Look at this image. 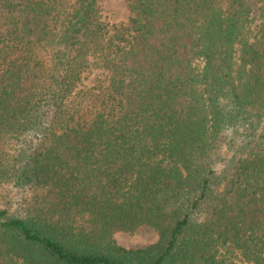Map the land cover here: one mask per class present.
Here are the masks:
<instances>
[{"label":"trees","instance_id":"16d2710c","mask_svg":"<svg viewBox=\"0 0 264 264\" xmlns=\"http://www.w3.org/2000/svg\"><path fill=\"white\" fill-rule=\"evenodd\" d=\"M129 7L0 0V264H264V0Z\"/></svg>","mask_w":264,"mask_h":264},{"label":"rangeland","instance_id":"374dc122","mask_svg":"<svg viewBox=\"0 0 264 264\" xmlns=\"http://www.w3.org/2000/svg\"><path fill=\"white\" fill-rule=\"evenodd\" d=\"M99 2L102 14L109 23H121L127 21L130 16L129 0H99ZM107 76L108 72L104 68L92 67L84 73L81 87L105 84ZM30 197L29 190L19 189L8 183L0 185V207L21 211V208L28 205ZM116 239L126 247H143L153 243L156 236L117 233Z\"/></svg>","mask_w":264,"mask_h":264}]
</instances>
